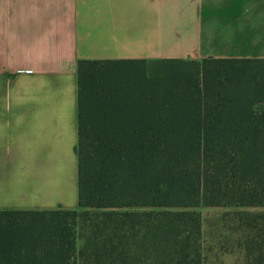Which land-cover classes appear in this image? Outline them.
Wrapping results in <instances>:
<instances>
[{
    "label": "trees",
    "instance_id": "obj_1",
    "mask_svg": "<svg viewBox=\"0 0 264 264\" xmlns=\"http://www.w3.org/2000/svg\"><path fill=\"white\" fill-rule=\"evenodd\" d=\"M77 72L78 207L0 209V264H209L200 207L264 264V59Z\"/></svg>",
    "mask_w": 264,
    "mask_h": 264
},
{
    "label": "crops",
    "instance_id": "obj_2",
    "mask_svg": "<svg viewBox=\"0 0 264 264\" xmlns=\"http://www.w3.org/2000/svg\"><path fill=\"white\" fill-rule=\"evenodd\" d=\"M264 59V0H0V209L78 207L81 59Z\"/></svg>",
    "mask_w": 264,
    "mask_h": 264
},
{
    "label": "rangeland",
    "instance_id": "obj_3",
    "mask_svg": "<svg viewBox=\"0 0 264 264\" xmlns=\"http://www.w3.org/2000/svg\"><path fill=\"white\" fill-rule=\"evenodd\" d=\"M198 210L203 217L206 245H212L214 250L210 251L209 264H247L243 255L239 252L224 254L218 247H233L236 243L235 238L225 228L224 213L227 211L223 207H200ZM228 225L229 222L227 221ZM218 252H220L218 256Z\"/></svg>",
    "mask_w": 264,
    "mask_h": 264
}]
</instances>
